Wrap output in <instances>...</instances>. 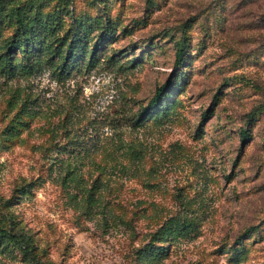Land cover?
Listing matches in <instances>:
<instances>
[{
	"label": "rangeland",
	"instance_id": "rangeland-1",
	"mask_svg": "<svg viewBox=\"0 0 264 264\" xmlns=\"http://www.w3.org/2000/svg\"><path fill=\"white\" fill-rule=\"evenodd\" d=\"M62 1L14 2L35 40L0 12V229L48 264H264V0Z\"/></svg>",
	"mask_w": 264,
	"mask_h": 264
},
{
	"label": "trees",
	"instance_id": "trees-1",
	"mask_svg": "<svg viewBox=\"0 0 264 264\" xmlns=\"http://www.w3.org/2000/svg\"><path fill=\"white\" fill-rule=\"evenodd\" d=\"M16 0H0V12H7L9 13L12 18H14V21L17 26L20 28L25 29H31V34L34 36L30 37V40H35L38 38V30L41 33H44L46 31H50L49 28H52V26L49 23L44 24L45 26H40V24L37 21H34L27 13L24 11L23 7H16L14 5V2ZM69 0H66L65 2L62 1L63 6L68 3ZM54 24V23H53ZM54 26V25H53ZM39 28V29H38ZM37 34V35H36ZM13 42L15 43V47L19 46L18 39L14 38ZM175 46L176 52V64H179L182 59L185 52V45L183 42H176ZM91 69V67H90ZM169 85L164 84L163 86L159 87L155 93V96L150 100L147 107L142 111L143 116L149 115L150 111L155 109L157 106L160 98L162 95H164L168 89ZM255 112L251 111L249 113V119L248 123L250 124L254 120ZM241 136L240 138L244 141L246 138H248V130L242 129L240 132ZM89 198V197H88ZM253 228L250 227L248 230L251 231ZM167 230H164L163 228H160L158 233H163L161 236H158L159 240L157 242H164L168 238V233L166 234ZM166 236V237H165ZM156 242V243H157ZM10 244V246L14 249H16L22 256V258L25 260L26 264H48L46 263L39 255H37L36 251L38 250V247L36 246L31 234H28L26 231L23 230L22 227H18L14 225L13 220L11 219L6 227H3L0 229V245L1 244ZM163 245H147L146 249L147 252L144 254V257L148 259V264H155L154 258H157L155 256L158 255L159 252H161ZM141 256L140 258H144Z\"/></svg>",
	"mask_w": 264,
	"mask_h": 264
}]
</instances>
